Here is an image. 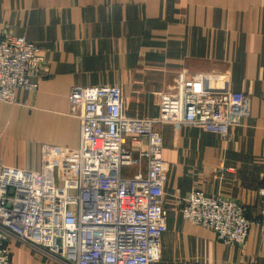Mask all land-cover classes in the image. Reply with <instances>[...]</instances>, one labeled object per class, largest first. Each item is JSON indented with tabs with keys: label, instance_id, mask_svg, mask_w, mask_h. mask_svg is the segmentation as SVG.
Instances as JSON below:
<instances>
[{
	"label": "crops",
	"instance_id": "crops-1",
	"mask_svg": "<svg viewBox=\"0 0 264 264\" xmlns=\"http://www.w3.org/2000/svg\"><path fill=\"white\" fill-rule=\"evenodd\" d=\"M25 36L45 52V76L0 101V165L38 171L42 145L77 149L75 87L117 86L131 119H157L160 95L178 78L200 77L212 93L250 100V115L230 137L159 124L167 162L162 204L168 211L155 264H264V233L228 246L185 220L178 205L194 191L260 212L264 173V0H0V35ZM12 264H61L11 244Z\"/></svg>",
	"mask_w": 264,
	"mask_h": 264
},
{
	"label": "built area",
	"instance_id": "built-area-1",
	"mask_svg": "<svg viewBox=\"0 0 264 264\" xmlns=\"http://www.w3.org/2000/svg\"><path fill=\"white\" fill-rule=\"evenodd\" d=\"M44 50L25 36L0 35V101L16 103L22 89L45 76ZM160 95L157 119H131L117 86L75 87L70 114L80 145H42L38 171L0 165V264H12L11 244L61 264H155L161 260L168 212L162 204L167 162L155 127L192 126L229 139L250 115L249 97L212 93L200 77L178 78ZM260 212L196 190L179 200L183 218L228 246L246 243L253 226L264 233V173ZM192 264H208L194 262Z\"/></svg>",
	"mask_w": 264,
	"mask_h": 264
},
{
	"label": "rangeland",
	"instance_id": "rangeland-1",
	"mask_svg": "<svg viewBox=\"0 0 264 264\" xmlns=\"http://www.w3.org/2000/svg\"><path fill=\"white\" fill-rule=\"evenodd\" d=\"M41 149V148H40ZM167 210V209H166ZM168 212V211H167Z\"/></svg>",
	"mask_w": 264,
	"mask_h": 264
}]
</instances>
